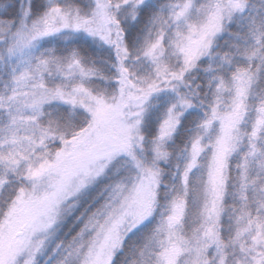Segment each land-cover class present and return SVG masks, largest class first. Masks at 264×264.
<instances>
[{
  "label": "snow or ice",
  "instance_id": "6c2138e0",
  "mask_svg": "<svg viewBox=\"0 0 264 264\" xmlns=\"http://www.w3.org/2000/svg\"><path fill=\"white\" fill-rule=\"evenodd\" d=\"M0 264H264V0H0Z\"/></svg>",
  "mask_w": 264,
  "mask_h": 264
}]
</instances>
